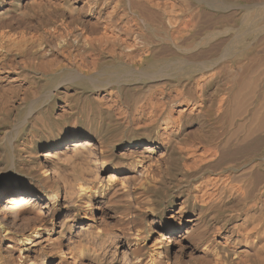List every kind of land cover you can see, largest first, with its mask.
Here are the masks:
<instances>
[{"label": "bare ground", "instance_id": "bare-ground-1", "mask_svg": "<svg viewBox=\"0 0 264 264\" xmlns=\"http://www.w3.org/2000/svg\"><path fill=\"white\" fill-rule=\"evenodd\" d=\"M8 73L0 264H264V0H0Z\"/></svg>", "mask_w": 264, "mask_h": 264}, {"label": "rangeland", "instance_id": "rangeland-1", "mask_svg": "<svg viewBox=\"0 0 264 264\" xmlns=\"http://www.w3.org/2000/svg\"><path fill=\"white\" fill-rule=\"evenodd\" d=\"M30 35H27V38H31V37H29ZM5 75H7L6 77H2L3 75H1L0 76V81H6V80H8V78L10 79V78H15V77H17L14 73H8V74H5ZM12 75V76H11ZM13 82H17V79H15V81H13ZM64 87H62V88H60L58 91H52V93H50V95H48V96H50V97H53V98H57V95H58V93L57 92H59V91H64V89H63ZM1 93V92H0ZM48 99V100H47ZM46 100H44L43 101V103H41L40 105H38V107L37 106H34L33 107V105L32 104H26L27 106H24V108L21 110V113H22V120L20 121V124L21 123H23L24 121H25V119H26V121L29 119V121H36V122H38V123H40V121H41V118H42V116L39 114V110H45V107H47V105L49 104V97L47 98ZM44 104V105H43ZM38 108V109H37ZM32 109V110H31ZM34 109V110H33ZM30 112V113H29ZM29 115V116H28ZM25 118V119H24ZM28 121V122H29ZM38 125H35V127H37ZM30 138V137H29ZM31 139V138H30ZM30 139H28V140H30ZM29 142H31V141H29ZM101 176H103L102 174H100ZM6 183H9V182H7L6 181V179H3L1 182H0V186H4V185H6ZM81 214H83V213H81ZM140 217V218H139ZM136 223H138V224H141V225H143L144 227H143V229L142 230H151L152 231V235H151V237L150 238H148V239H146V240H144L143 239V241L141 242V244L144 246V247H148V246H151V244H153V242H154V237H156V230H154L155 228V226L153 225V223H151V220H152V216H151V214L150 213H141V214H138L136 217ZM58 219H60V218H58ZM57 219V220H58ZM141 220V221H140ZM143 220V221H142ZM111 221V222H110ZM99 222V223H98ZM72 224H73V228L75 229V225H77V223L75 222H71ZM88 223H92V225L93 224H98V225H100L101 227L103 226V229L105 230L104 232H103V236H105V238H108V239H112L113 241H117L118 239L119 240H123V238H121V237H119L118 235H119V233L117 232V227H115V225H114V223H113V221L112 220H110V219H100V218H96V222H93V221H88ZM111 223V224H110ZM105 227V228H104ZM114 230V231H113ZM105 232L107 233V234H105ZM111 232H114V233H111ZM114 234H117V235H114ZM70 238L72 237L71 236V234H69L68 235ZM112 236V237H111ZM114 236V237H113ZM117 236V237H116ZM154 236V237H153ZM118 238V239H117ZM69 239V238H68ZM68 239H66V241L65 240H63V245H65V244H67L68 242H69V240ZM73 241L74 239H70V241ZM99 245H100V243H98ZM98 244H96L97 246L95 247V248H98L99 247V245ZM31 245V244H30ZM115 244H113V245H111V247H110V249H112V250H110V252L108 253V258L109 259H114L115 257H117L118 256V249H117V247H116V245L114 246ZM113 247H116L115 249L113 248ZM115 250V251H114ZM117 251V252H116ZM180 254H179V253ZM178 253V255H174V257L175 258H182V260H188L189 259V256H190V253H189V255H188V252H186V254H181V252H180V250H177L176 251V254ZM117 254V255H116ZM57 256V257H56ZM56 256H53V257H51V259H50V261H48V264H59V262L60 261H62V262H69V261H71V258H69L70 256H69V254H67V258H64L63 260L60 258V256L59 255H56ZM17 259H18V254H17ZM69 259V260H68ZM17 262H18V264H21V261L18 259L17 260ZM58 262V263H57Z\"/></svg>", "mask_w": 264, "mask_h": 264}]
</instances>
